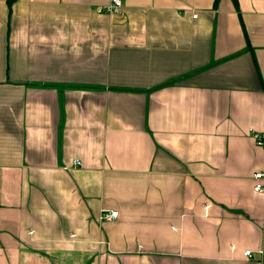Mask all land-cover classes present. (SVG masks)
<instances>
[{
  "label": "crops",
  "instance_id": "0c3cea01",
  "mask_svg": "<svg viewBox=\"0 0 264 264\" xmlns=\"http://www.w3.org/2000/svg\"><path fill=\"white\" fill-rule=\"evenodd\" d=\"M109 2L0 0V264H264V0Z\"/></svg>",
  "mask_w": 264,
  "mask_h": 264
},
{
  "label": "built area",
  "instance_id": "2783aa9c",
  "mask_svg": "<svg viewBox=\"0 0 264 264\" xmlns=\"http://www.w3.org/2000/svg\"><path fill=\"white\" fill-rule=\"evenodd\" d=\"M122 7V2L121 0H110V2L107 4L106 7L102 8L99 7L97 10L103 13H108V14H114L118 13L119 10ZM253 140L255 141V144L259 147H261L264 150V132L258 133V132H253ZM74 166H80V162L78 160L73 161ZM253 191L257 194H260L264 197V172H257L253 174ZM118 212L117 211H103L101 213L100 219L105 220V221H112L115 220L117 217ZM244 256L246 257H251V252L250 251H245L243 253Z\"/></svg>",
  "mask_w": 264,
  "mask_h": 264
},
{
  "label": "trees",
  "instance_id": "16d2710c",
  "mask_svg": "<svg viewBox=\"0 0 264 264\" xmlns=\"http://www.w3.org/2000/svg\"><path fill=\"white\" fill-rule=\"evenodd\" d=\"M233 2H234V4H236V0H232ZM9 3H10V1H9Z\"/></svg>",
  "mask_w": 264,
  "mask_h": 264
}]
</instances>
